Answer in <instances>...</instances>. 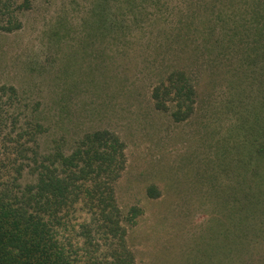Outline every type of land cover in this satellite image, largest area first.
Instances as JSON below:
<instances>
[{"label": "rangeland", "instance_id": "374dc122", "mask_svg": "<svg viewBox=\"0 0 264 264\" xmlns=\"http://www.w3.org/2000/svg\"><path fill=\"white\" fill-rule=\"evenodd\" d=\"M30 3L18 11L19 28L0 27V87L18 91L13 103L7 101L8 89L0 98V128L25 125L38 108L48 129L39 141L43 151L58 144L70 150L96 130H104L111 145L123 144L108 189L132 258L123 256L118 236L101 220L102 205L86 190L62 208L65 217L53 222L54 238L74 264H85L84 250L98 262L115 264L118 254L122 264H213L206 242L224 225L232 170L250 149L245 142L250 127L241 125L242 118L259 102L261 107L262 99L250 91L231 94L235 83L225 69L185 37L169 39L158 27L144 36L132 26L129 37L109 44V38L93 35L100 30L90 18L94 0ZM110 3L119 18V3ZM178 69L188 72L197 92L193 112L180 121L172 116L175 100L167 99L169 109L161 110L152 95ZM250 247L264 256V245Z\"/></svg>", "mask_w": 264, "mask_h": 264}, {"label": "trees", "instance_id": "16d2710c", "mask_svg": "<svg viewBox=\"0 0 264 264\" xmlns=\"http://www.w3.org/2000/svg\"><path fill=\"white\" fill-rule=\"evenodd\" d=\"M109 1L119 3V18ZM30 4V0H0L1 29L19 28L18 11ZM93 4L90 18L95 17L93 26L100 29L93 33L95 37L109 38L110 44L129 37L125 33L132 26L144 36L157 27L164 29L169 39L185 37L186 42L202 47L208 60L224 68L229 82L235 83L236 92L231 94L250 91L262 99L261 107L259 102L242 118L241 125L250 127L245 128L250 149L242 154L245 161L238 162L243 166L232 170L231 197L224 198L223 204L226 219L218 225L222 229L215 230L217 238L207 240L206 251L214 258L213 264H264V256H256L250 247L264 245V0H94ZM196 34L201 39L193 40ZM7 89V101L13 103L18 98L14 86H1L0 98ZM152 95L161 110L169 109L167 99L175 100L172 116L180 121L193 112L197 92L188 72L178 69L157 84ZM37 109L27 116L25 125L0 128L4 146L0 151V264H74L54 238L52 226L65 217L62 208L85 190L97 197L108 233L118 236L124 249L121 253L131 259L109 185L120 167L117 160L124 156L123 144L111 145L107 133L96 130L81 136L70 150L58 144L43 151L39 141L48 129ZM150 191L154 194L153 187ZM80 227L87 229L85 224ZM84 252L85 264L87 260V264H115L98 262L90 250ZM122 262L118 254V264ZM198 264L209 263L201 260Z\"/></svg>", "mask_w": 264, "mask_h": 264}]
</instances>
